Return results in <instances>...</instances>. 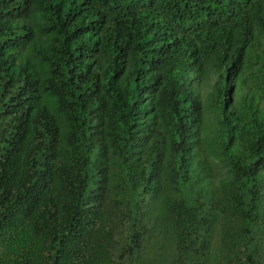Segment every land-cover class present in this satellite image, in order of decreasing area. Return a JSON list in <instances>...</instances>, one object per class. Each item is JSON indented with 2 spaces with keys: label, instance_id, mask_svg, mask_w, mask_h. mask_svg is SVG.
I'll return each instance as SVG.
<instances>
[{
  "label": "trees",
  "instance_id": "1",
  "mask_svg": "<svg viewBox=\"0 0 264 264\" xmlns=\"http://www.w3.org/2000/svg\"><path fill=\"white\" fill-rule=\"evenodd\" d=\"M0 264H264V0H0Z\"/></svg>",
  "mask_w": 264,
  "mask_h": 264
}]
</instances>
